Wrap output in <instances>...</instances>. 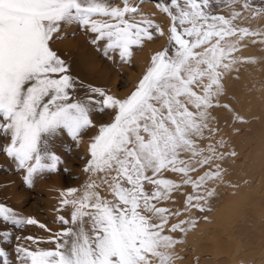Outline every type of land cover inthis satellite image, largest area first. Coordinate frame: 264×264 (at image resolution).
Instances as JSON below:
<instances>
[{"label": "snow or ice", "instance_id": "obj_1", "mask_svg": "<svg viewBox=\"0 0 264 264\" xmlns=\"http://www.w3.org/2000/svg\"><path fill=\"white\" fill-rule=\"evenodd\" d=\"M146 0H0V141L29 188L62 164L55 141L87 145L79 187L59 193L54 231L0 203V223L37 226L47 238L16 236L14 264H177L203 216L213 211L237 156L221 125L247 123L230 82L245 56L264 49V0H157L167 28L145 13ZM113 63L131 65L157 37L165 46L125 96L75 78L54 45L70 27ZM108 112L97 125L93 114ZM238 134V133H237ZM13 238L0 229L3 246ZM21 240L24 243H19ZM48 244L51 247H42Z\"/></svg>", "mask_w": 264, "mask_h": 264}, {"label": "bare ground", "instance_id": "obj_2", "mask_svg": "<svg viewBox=\"0 0 264 264\" xmlns=\"http://www.w3.org/2000/svg\"><path fill=\"white\" fill-rule=\"evenodd\" d=\"M161 15L155 17H158L163 24V21L165 23V20L168 19ZM156 41L157 44L146 45L141 54L136 55L137 74L132 71L128 77V80L133 82L132 85L142 75L150 62V57L163 46L166 38L157 37ZM255 48V50L253 48L254 51L251 49L249 56L260 60L264 49ZM246 54L245 56H247ZM258 64V70H255L256 67H254V70L250 68V71H247L246 68L254 65H246L240 73V80L230 82V91H234L237 96V106L239 108L247 107L250 111V115L245 116L249 125L247 127L229 125L227 128H224L223 124L221 125L224 130L220 135L227 136L230 146L237 153V156L230 159L226 165L228 168L226 179L238 184V187H222L219 190V198L213 202V211L207 213L208 219H213V221L204 226L198 225L194 231L189 233L186 242L177 248L178 254L182 257L177 261V264H235L236 261H241L242 264H261L263 261L264 62ZM114 95L125 96V93ZM235 130L239 132L240 136L233 134ZM86 145L85 142H82L78 146L84 150ZM56 180L53 178L48 184L40 183L37 187L41 191H46L49 196L51 202H48L50 205L47 203V208L51 212L55 211L59 204L57 195L59 189L55 188ZM242 185L245 187L241 188ZM243 195H248V198L243 200ZM238 204L244 208L239 216L236 215L233 218L235 214L232 209ZM194 215L199 216L200 223L204 221L202 215L198 213ZM190 237L192 244L190 240H187Z\"/></svg>", "mask_w": 264, "mask_h": 264}, {"label": "rangeland", "instance_id": "obj_3", "mask_svg": "<svg viewBox=\"0 0 264 264\" xmlns=\"http://www.w3.org/2000/svg\"><path fill=\"white\" fill-rule=\"evenodd\" d=\"M133 2H136V0H133ZM159 2L163 3L164 0H159ZM156 3L157 0H146V3L143 6V10L145 13H151L153 15L155 12V21L167 28L169 24L168 20H165V23L163 21L162 24L161 20L158 17H155L161 14L155 7ZM254 3L258 4L259 0H254ZM151 10L154 12H152ZM161 16H163V14ZM251 23L253 27H264V21H252ZM154 40L155 42L153 41L150 43H146L144 47L146 45L152 46L155 45V43L157 44L158 40ZM165 44L166 41L159 50H161L165 46ZM54 47L71 66L72 74L75 78L83 80L85 83H90L96 86L110 89L111 94L120 93L121 95L122 92V94L125 93V95H127L131 90H133L137 81L141 77L140 75L133 85V82L128 80V77L130 76V73L132 74V71L133 73L137 74L135 59L136 55H140L143 49L136 51L131 65L113 63L112 61L106 59L101 51H98L90 44L88 34L75 26L65 29L64 33L57 40ZM258 47L259 46H257V48ZM251 49L252 51H254L256 48L254 47V50L253 48H249L244 53V55L247 53L246 55L249 56L251 54ZM254 67L257 68H255V70H258L259 64L257 63L254 66H249L248 68H246V70H254ZM240 110L244 117L250 115V111L249 109H247V107L240 108ZM93 119L95 123L99 125L101 123L108 122L110 120V114L108 112H105L103 114L95 112L93 114ZM248 123L249 121L247 120V123L242 124V126L247 127V125H249ZM235 132H233L235 136H240L239 132ZM94 134L95 130L87 131L82 138V142H85L88 145V142ZM223 136L228 140L225 134ZM87 145L83 150L82 147L80 148L76 143L71 141L70 138L62 137L57 139L55 141L54 150L62 160V164L59 166V171L56 174L44 173L41 178H36L34 180V186L29 188L24 183L23 171L18 169L16 164L3 153L2 149L4 147V142L0 141V203L13 208L24 217L36 218L41 223L47 224L54 231L59 230V224L53 223L55 217L57 216L56 210L51 212L47 208L49 204L48 202H51L49 196L47 195L46 191H41L37 187H39L40 183L48 184V182L52 181L53 178H56L57 180L55 188L59 189L57 193L58 197L60 191L62 190H66L72 187H79L86 180V174L82 172V169L85 166V160L87 158ZM244 187V185L241 186V188ZM242 198L243 200H246L248 198V195H243ZM58 206L59 204L57 205V208ZM238 207L241 209H239ZM243 208L244 207H241V205L239 204L235 205V207H233L232 209V212H234L235 214L233 218H235L236 215L239 216ZM212 221L213 219H208V222L202 221L201 223H199V225L204 226L211 223ZM5 227H7V229L13 233V238L10 239L7 244H3V246L8 250L10 254V264H14L15 260L14 248L18 243L15 239L16 236L25 237L28 235H32L45 239L48 236V233L44 232L37 226L26 225L23 228H16L11 225L5 226L0 223V229H4ZM190 239L191 237L187 240ZM190 241L192 244V240ZM19 243H24V241L21 240ZM41 246L51 247V245L48 244H43ZM240 262L241 261H236L235 264H242ZM261 264H264V258Z\"/></svg>", "mask_w": 264, "mask_h": 264}]
</instances>
